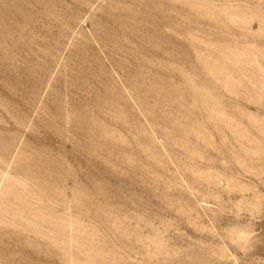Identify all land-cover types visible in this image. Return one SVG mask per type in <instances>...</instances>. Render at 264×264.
Wrapping results in <instances>:
<instances>
[{
  "label": "rangeland",
  "instance_id": "rangeland-1",
  "mask_svg": "<svg viewBox=\"0 0 264 264\" xmlns=\"http://www.w3.org/2000/svg\"><path fill=\"white\" fill-rule=\"evenodd\" d=\"M0 264H264V0H0Z\"/></svg>",
  "mask_w": 264,
  "mask_h": 264
}]
</instances>
